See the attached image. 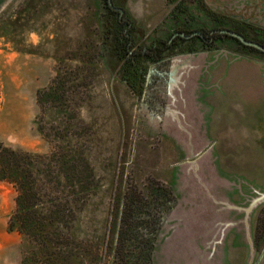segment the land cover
Instances as JSON below:
<instances>
[{"label": "rangeland", "instance_id": "obj_1", "mask_svg": "<svg viewBox=\"0 0 264 264\" xmlns=\"http://www.w3.org/2000/svg\"><path fill=\"white\" fill-rule=\"evenodd\" d=\"M207 2L217 12L249 15L264 25V0ZM185 6L191 16L181 11L171 16L174 5L166 0L129 2L151 37L168 38L177 29L227 27L209 20L194 1L186 0ZM102 15L100 0H0V151L29 156L38 170L54 155L90 165L93 188L71 236L78 243L90 242L88 260L100 250L102 262L114 264L126 192L138 188L146 193L150 184L160 182L174 194H185L203 191L210 183L206 165L198 166L203 151L182 149L174 138L175 125L185 126L192 118L185 117L186 109L198 95L212 91L214 81L207 71L224 60L246 61L251 69L260 68V75L251 73L248 81H255L264 93V58L234 53L240 47L227 40L219 42L216 51L178 55L151 67L140 99L108 67ZM234 111L256 117L250 126L264 134V98L256 104H234ZM252 171L245 167V174ZM17 197L14 185L0 181V264H22L23 238L8 233ZM179 214L174 207L160 218L153 264H216L235 258L264 264V222L258 243L256 233L252 249L235 256L236 249L221 244L233 233L192 221L179 226Z\"/></svg>", "mask_w": 264, "mask_h": 264}, {"label": "trees", "instance_id": "obj_2", "mask_svg": "<svg viewBox=\"0 0 264 264\" xmlns=\"http://www.w3.org/2000/svg\"><path fill=\"white\" fill-rule=\"evenodd\" d=\"M168 1L174 3L177 0ZM196 1L216 23L230 21L228 17L210 10L202 0ZM177 8L189 15L182 0ZM246 26L254 36L251 40L264 44V39H258L259 29ZM245 36L249 37L248 34ZM115 49H110L115 60H127L128 51L119 57ZM244 50L248 56H262L255 49L244 47ZM172 54L174 52L171 51L169 55ZM165 56L168 55H159L155 60ZM46 162L43 165L45 169L38 170L35 167L37 162L31 157L16 154L10 149L0 151V181L14 185L18 192L8 233H16L23 238L22 264H105L100 250L95 251L94 260H88L92 255L90 242L78 243L71 236L76 216L93 188L94 175L90 165L84 167L77 158H61L59 155L50 157L48 164ZM176 202L174 192L160 182L150 184L146 193L138 188L126 192L118 219L114 264H153L155 240L162 224L160 218L171 212ZM263 222L264 212L258 221L257 243Z\"/></svg>", "mask_w": 264, "mask_h": 264}, {"label": "crops", "instance_id": "obj_3", "mask_svg": "<svg viewBox=\"0 0 264 264\" xmlns=\"http://www.w3.org/2000/svg\"><path fill=\"white\" fill-rule=\"evenodd\" d=\"M225 61L207 71L209 81H214L212 91L198 95L194 106L186 109L185 117L192 118L186 119L185 126L175 125V140H179L182 149L203 151L199 154L204 157L203 162L198 166L206 165L204 170L210 174V183L203 191L175 193L178 198L175 208L180 212L179 226H190L192 221L206 229L233 233L232 237L222 239L221 244L236 249L235 256H244L245 248L253 247L264 208V134L250 126L249 122L257 118L236 113L234 104L259 103L264 93L255 81H248L251 73L260 75V68L251 69L246 61ZM245 167L253 170L251 175L245 174ZM200 204L199 212L194 208ZM216 264L244 262L235 258Z\"/></svg>", "mask_w": 264, "mask_h": 264}, {"label": "flooded vegetation", "instance_id": "obj_4", "mask_svg": "<svg viewBox=\"0 0 264 264\" xmlns=\"http://www.w3.org/2000/svg\"><path fill=\"white\" fill-rule=\"evenodd\" d=\"M166 1L169 5H174V8L170 12L171 16H174L177 11H181L183 13L181 9L177 8V5L181 0H177L174 3H170L168 0ZM182 1L183 6L189 11V9L185 6L186 0ZM192 1H194L199 8L197 1ZM100 2L103 9L102 22L104 27V44L107 47L106 49L108 54V67L113 72L114 76H118L123 82H125L133 94L140 99H143L145 96L146 83L149 81L151 67L160 65L173 57L192 54L199 51H216L218 49L216 45L225 40L232 41V43L237 44L240 47L241 51H236L234 53L248 55L244 53V47H252L244 45L238 39L229 34L217 33L218 31L229 30L240 34L246 40H249V42L259 43L251 40L254 36L246 26L249 25L259 29L257 31L259 34L258 39H264V26L253 21L252 17L244 14H224L217 12L208 4L207 0H202V2L210 10L214 11L218 15H224L230 19V21L223 24L227 25V27L194 31L177 29L168 38L161 36L151 37V35L146 34V29L140 25V22L133 16L132 11L129 8L130 0H100ZM199 10L206 15V13L200 8ZM185 15L191 16L192 14L189 11V15ZM175 18L177 20V17ZM207 18L211 20L209 16H207ZM245 34H248L249 37H246ZM199 43L202 46L201 48L198 47ZM261 45L264 46V44ZM112 48H116L115 53L119 57H122L124 52L128 51L127 60H123L121 62L115 60L112 56L113 51L110 50ZM252 49L258 50L256 48ZM171 51L174 52V54L169 55ZM258 51L262 53V56L259 57L264 58V52L261 50ZM163 54L168 56L155 60L157 56ZM111 63L113 64L112 66H110ZM170 73L168 74V77ZM168 80L170 81V79Z\"/></svg>", "mask_w": 264, "mask_h": 264}, {"label": "water", "instance_id": "obj_5", "mask_svg": "<svg viewBox=\"0 0 264 264\" xmlns=\"http://www.w3.org/2000/svg\"><path fill=\"white\" fill-rule=\"evenodd\" d=\"M217 33H220V34H229L232 37L238 39L244 45L249 46V47H252V48H256V49L261 50V51L264 52V46L263 45H261L259 43H255V42H249V40H246L243 36H241L238 33H234V32L229 31V30H222V31H218Z\"/></svg>", "mask_w": 264, "mask_h": 264}]
</instances>
